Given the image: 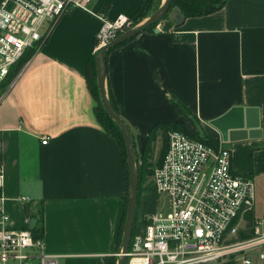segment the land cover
I'll return each instance as SVG.
<instances>
[{"label":"crops","instance_id":"0c3cea01","mask_svg":"<svg viewBox=\"0 0 264 264\" xmlns=\"http://www.w3.org/2000/svg\"><path fill=\"white\" fill-rule=\"evenodd\" d=\"M141 3L89 0L65 12L0 99L10 227L28 229L37 219L46 252L60 264L118 260L127 175L117 142L93 113L86 67L99 17L129 18ZM105 90L137 153L155 124L186 121L173 103L185 108L204 136L231 151L232 170L252 178L251 216L264 217V0H227L179 27L140 33L107 55ZM234 108L247 110L261 138L222 140L211 122Z\"/></svg>","mask_w":264,"mask_h":264},{"label":"built area","instance_id":"2783aa9c","mask_svg":"<svg viewBox=\"0 0 264 264\" xmlns=\"http://www.w3.org/2000/svg\"><path fill=\"white\" fill-rule=\"evenodd\" d=\"M88 2L0 0V85L27 49L46 40L60 16L85 9ZM99 19L94 53L132 28L122 15ZM155 30H161L159 24ZM167 139L168 149L150 177L155 211L130 241L125 264H211L231 258L264 264V217L253 219L250 237L239 236L254 207L252 178L232 170L231 151L221 143L212 146L174 130ZM3 186L0 156V264H60L59 256L46 252L42 238L10 227Z\"/></svg>","mask_w":264,"mask_h":264},{"label":"trees","instance_id":"16d2710c","mask_svg":"<svg viewBox=\"0 0 264 264\" xmlns=\"http://www.w3.org/2000/svg\"><path fill=\"white\" fill-rule=\"evenodd\" d=\"M160 1L161 0H142V3L140 7L138 8V10L131 17H129V19L134 21V25L141 23L144 19H146L149 16L151 10L158 9V7L160 6ZM226 2L227 0H171L170 8L171 9L177 8L182 14V16L185 19H187V18L202 17V16L213 14L221 10L225 6ZM161 21H166L164 27H162L163 30H166L173 26L172 23H170V21L168 20V15H166ZM155 26L156 25H152L148 27L145 30V32L153 31L155 29ZM122 45L109 48L106 52V58L110 51L116 48H119ZM35 49L36 48H33V49L31 48V50L27 49L25 51V53L19 59V61L14 66L11 67L8 75L5 77V79L1 83L0 87L3 88L4 85H7L8 82H10V80L20 72L21 68L30 59ZM96 56H97V52H95L93 55L89 57L87 61V67H86L87 85L96 103V106L93 109V113L99 125L101 126V128L117 142L121 150V153L123 155L124 166H125L126 175H127L126 151H125V146H124V141L122 138L121 131L118 125L106 115L100 103L98 88H97V83H96ZM107 95H108L109 104L111 105L115 113L118 114L117 106L109 91ZM173 107L180 113H183L185 116L188 115L185 108H183L182 106L176 103H173ZM172 130L179 131L192 139L203 141L212 146L218 145L216 141H213L207 136L202 135L201 132L195 126V123L193 127H189L184 122H163V123L155 124L149 130L141 153L135 152L136 153V174H137L138 187H137V204H136L135 218H134V223H133V227L131 231L130 241L138 232H140L145 227L146 225L145 216L151 215L155 211V207H156L157 195L155 193L154 187L152 186V183L148 181V177L149 176L151 177L152 175L153 168H150V169L147 168L148 166L147 160H149L150 154L152 152V145L158 137H161L162 140H164L162 150L160 151V154H159V159L156 162V165H158L161 163L168 149L167 133ZM133 143H134V148H135L134 140H133ZM139 159H140V166L137 167ZM127 199H128V183H127V194L124 199L125 200L124 214H123V218L121 220V223L118 229L116 251L120 247V237H121L122 230H123ZM252 222H253V218L251 214L247 215L246 216V227L243 231L240 232L239 234L240 239L248 238L251 236ZM31 232L35 238H42V228L41 227H36ZM230 263L232 262H228L227 264H230ZM105 264H116V258L107 259Z\"/></svg>","mask_w":264,"mask_h":264},{"label":"water","instance_id":"95a60500","mask_svg":"<svg viewBox=\"0 0 264 264\" xmlns=\"http://www.w3.org/2000/svg\"><path fill=\"white\" fill-rule=\"evenodd\" d=\"M170 3L171 0H164L162 5L139 26L126 31L106 46L100 48L96 56V83L100 103L106 115L118 125L126 151L128 199L123 223L121 246L117 254L118 260L116 264H125L126 262V253L130 245L131 231L135 218L138 185L136 174V153L130 129L125 121L117 113H115L109 104L106 95V52L111 47L120 46L132 40L137 35L144 32L148 27L157 25L166 15H168V20L172 23V25L176 27L181 26L185 18L177 8L171 9ZM242 111L243 110L241 108H234L219 119L211 122V125H213L221 134V138L224 142H236L245 139L261 138V130L259 129L257 122L255 123L249 121L247 110ZM36 222L37 219H33L30 222L28 230L33 231L35 229Z\"/></svg>","mask_w":264,"mask_h":264},{"label":"rangeland","instance_id":"374dc122","mask_svg":"<svg viewBox=\"0 0 264 264\" xmlns=\"http://www.w3.org/2000/svg\"><path fill=\"white\" fill-rule=\"evenodd\" d=\"M163 2H164V0H161V1H160V6L162 5ZM160 6H159V7H160ZM159 7H158V8H159ZM154 8H156V7H154ZM155 11H156V10H151L149 16H150L151 14H153ZM149 16H148V17H149ZM148 17H147V18H148ZM147 18H146V19H147ZM146 19H144V20H146ZM144 20H143V21H144ZM143 21H142V22H143ZM130 23H131V26H132L131 29H134V28H136L137 26L140 25V23L137 24V25H134V21H133V20H130ZM165 23H166V21H161V22L159 23L161 29H162V27H164ZM32 49H33V48H32ZM30 50H31V49H30ZM17 75H18V74H17ZM17 75L14 76V77L10 80V82H8L7 85H4L3 88L0 87V99L2 98V96L4 95V93L9 89V87L12 85V83L14 82L15 78L17 77ZM0 86H1V85H0ZM184 123H185L187 126H189V127H193V126H194V121H193V119L190 118L188 115L186 116V121H185ZM200 132H201V134L203 135V132H202L201 130H200ZM163 143H164V140H162L161 137H158V138L156 139V141L153 143V145H152V152H151V154H150L149 160H147V165H148L147 168H148V169H150V168H154V166L156 165V162H157V160L159 159L160 151L162 150ZM139 153H140V152H139ZM152 165H153V166H152ZM138 166H140V159H139L138 164H137V167H138ZM152 170H153V169H152ZM148 181H150V176L148 177ZM121 239H122V234H121V237H120V246H121ZM119 248H120V247H119ZM118 250H119V249H118ZM118 250H117V251H118ZM117 258H118V256H117ZM228 262H232V263H230V264H242L240 260H238V261H234L232 258H231V259H228V260H224V261H216V262H213V263H211V264H227ZM256 263H257V261H256V258H255L254 264H256ZM7 264H13V263H7Z\"/></svg>","mask_w":264,"mask_h":264}]
</instances>
